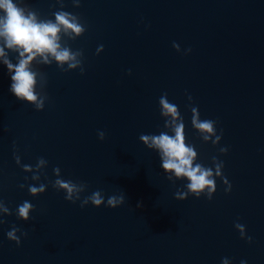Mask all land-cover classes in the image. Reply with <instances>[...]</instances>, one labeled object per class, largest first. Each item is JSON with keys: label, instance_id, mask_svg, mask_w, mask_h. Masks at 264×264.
<instances>
[{"label": "water", "instance_id": "1", "mask_svg": "<svg viewBox=\"0 0 264 264\" xmlns=\"http://www.w3.org/2000/svg\"><path fill=\"white\" fill-rule=\"evenodd\" d=\"M14 2L40 19L55 20L62 8L58 0ZM63 10L86 29L75 40L61 31L62 47L83 51L82 64L65 71L51 56V64L33 60L43 109L10 92L0 57V202L9 208H0V264H264V0H63ZM0 46L19 62V50L3 38ZM165 93L184 118L186 145L195 146L193 166L213 168L211 200L177 199L189 181L163 169L159 150L140 139L173 134L160 113ZM191 107L217 122L216 145L193 128ZM57 178L81 186L75 203L52 186ZM40 183L44 193L31 195L27 185ZM95 191L104 204L81 207ZM112 195L124 203L107 206ZM26 200L34 205L27 221L16 215ZM14 225L20 244L7 237Z\"/></svg>", "mask_w": 264, "mask_h": 264}, {"label": "clouds", "instance_id": "2", "mask_svg": "<svg viewBox=\"0 0 264 264\" xmlns=\"http://www.w3.org/2000/svg\"><path fill=\"white\" fill-rule=\"evenodd\" d=\"M61 3L62 8L60 11L54 13L55 20L52 19H40L39 14L29 8L28 6H19L14 0H0V38H3L4 45L9 49L19 50V62L14 64L7 58L5 53V47L0 46V57H4L3 63L7 66V69L11 75L10 92H12L19 100L31 102L35 105L37 110L44 108V100L38 98L37 93L34 91L38 75L30 69V65L37 56L42 57V62L51 64V56L57 62L59 67L65 71L68 69H74L78 65L82 64V61L78 57L83 56L82 50L73 51L71 47L61 45V31L71 39L75 40L77 37L84 34L86 31L84 25L80 22L81 18L78 15L63 10V0H58ZM74 4L78 7L80 0H73ZM173 46L180 51V45L178 43ZM103 50V45L97 49V53ZM191 48L187 49L190 53ZM67 63L68 68L65 69L64 65ZM81 72H84L83 66L80 67ZM131 75V70H129ZM191 101L193 98L188 96ZM160 113L164 117V128L170 129L173 133L168 134L167 131H161L159 135L156 134H141L140 139L150 149L159 150L162 167L169 173H172L177 178H187L189 181L185 187L188 191L177 192V199H185L189 193L196 197H200L203 194L207 195L209 200L212 199L213 193L217 190L216 180L214 178V172L212 167H206L202 163H197L193 166V160L197 155L194 150V145H186L185 143V122L181 115L179 107L171 103L168 99L167 93L162 95L159 99ZM192 118L191 123L194 129L197 130L199 135L204 141H211L213 145H216L221 139L223 132L217 133V122L211 119H201L200 111L198 107H191ZM213 136L215 139H213ZM101 140L105 138L104 132H99ZM221 153H227L228 148L222 147L219 149ZM16 163L20 164L19 156H15ZM212 161L215 165V176L220 177L224 184L228 187L226 192H230L232 185L224 176L222 169L224 168L223 161L213 156ZM44 158H39V164H44ZM23 170L30 171L31 165L25 164L22 166ZM59 167L54 169V172L58 174ZM172 176L169 175L168 179ZM25 179H28L27 177ZM32 180L40 179L39 176L31 177ZM52 186L59 190H65V199L68 201L73 200V193H79L82 189L81 186L74 183L72 180H65L57 178L55 181H50ZM21 188L25 185L21 184ZM31 195L38 193H44L46 184L40 183L37 187L35 185H27ZM78 198V197H77ZM97 207L104 204V198L101 196L100 191L93 192L90 196L86 197L81 207H84L88 201ZM125 201L123 195H112L107 198V206L116 208L118 205H122ZM0 208H3L4 212H9V208L5 207L0 202ZM34 209V205L29 201H24L18 206L16 215L19 219L25 221L29 220V212ZM0 223L5 221L0 220ZM235 227L240 230L241 238H245V226L240 223H236ZM17 232H21V229L17 226H13L11 231L7 232V237L16 241L17 244L21 243V239L16 235ZM23 235H27L26 232ZM246 239L249 243L252 242V237L247 236ZM223 264H228V259L224 258ZM241 264H247L246 261H242Z\"/></svg>", "mask_w": 264, "mask_h": 264}]
</instances>
